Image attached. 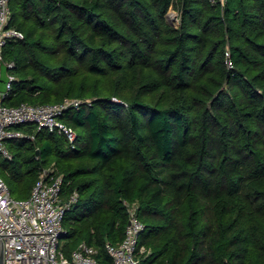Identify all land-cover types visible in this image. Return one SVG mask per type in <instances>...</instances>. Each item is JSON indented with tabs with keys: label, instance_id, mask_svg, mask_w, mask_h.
I'll return each mask as SVG.
<instances>
[{
	"label": "trees",
	"instance_id": "obj_1",
	"mask_svg": "<svg viewBox=\"0 0 264 264\" xmlns=\"http://www.w3.org/2000/svg\"><path fill=\"white\" fill-rule=\"evenodd\" d=\"M10 3L25 37L5 48L6 102H92L62 115L76 148L19 124L35 138H9L0 157L15 197L54 162L64 200L78 191L65 254L86 241L113 264L107 243L137 204L141 264H264V0Z\"/></svg>",
	"mask_w": 264,
	"mask_h": 264
},
{
	"label": "built area",
	"instance_id": "obj_2",
	"mask_svg": "<svg viewBox=\"0 0 264 264\" xmlns=\"http://www.w3.org/2000/svg\"><path fill=\"white\" fill-rule=\"evenodd\" d=\"M176 15L179 19L178 13ZM12 17L10 0H0V82L4 68L15 66V61L5 59L6 46L25 37L24 31L11 22ZM227 53L230 55L229 51ZM6 72V87L0 86V155L13 158L7 145L9 138H35L34 133L19 128V124L33 123L38 130L47 129L65 135L71 146L76 148L78 133L62 119V115L70 108L92 102L66 97L59 102L9 104L6 98L11 93L16 75L10 69ZM64 182L65 174L58 170L54 162L41 170L31 194L19 198L12 194L0 173V239L4 243L5 264H103L97 258L98 248L86 241L80 242L71 256L62 250L63 235L66 233L64 218L79 197L78 191H74L69 200H64ZM129 210L124 239L119 244L107 243L113 264H141L140 253L146 250L145 246H139L146 224L138 214L137 204H131Z\"/></svg>",
	"mask_w": 264,
	"mask_h": 264
},
{
	"label": "water",
	"instance_id": "obj_3",
	"mask_svg": "<svg viewBox=\"0 0 264 264\" xmlns=\"http://www.w3.org/2000/svg\"><path fill=\"white\" fill-rule=\"evenodd\" d=\"M6 71L4 70L3 72V78L2 81L0 82V86L2 88L6 87V81H7V76H6ZM0 264H5V257H4V243L3 240L0 239Z\"/></svg>",
	"mask_w": 264,
	"mask_h": 264
},
{
	"label": "rangeland",
	"instance_id": "obj_4",
	"mask_svg": "<svg viewBox=\"0 0 264 264\" xmlns=\"http://www.w3.org/2000/svg\"><path fill=\"white\" fill-rule=\"evenodd\" d=\"M178 11L174 8V7H171L170 8V12L168 13V20L171 22V23H174L175 21H178L177 23L175 24H179L180 22V17L179 19L177 18V14ZM87 100H90V99H87ZM0 157H4L2 155H0Z\"/></svg>",
	"mask_w": 264,
	"mask_h": 264
},
{
	"label": "crops",
	"instance_id": "obj_5",
	"mask_svg": "<svg viewBox=\"0 0 264 264\" xmlns=\"http://www.w3.org/2000/svg\"><path fill=\"white\" fill-rule=\"evenodd\" d=\"M169 12H170V10H169ZM169 12H168V13H169Z\"/></svg>",
	"mask_w": 264,
	"mask_h": 264
}]
</instances>
